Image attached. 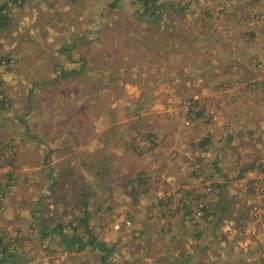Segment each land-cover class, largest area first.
<instances>
[{"label":"rangeland","instance_id":"374dc122","mask_svg":"<svg viewBox=\"0 0 264 264\" xmlns=\"http://www.w3.org/2000/svg\"><path fill=\"white\" fill-rule=\"evenodd\" d=\"M173 1L191 2L150 24L135 0L117 8L113 0H0L11 18L0 30V250L9 248L1 264H184V242H174L193 224L216 222L209 196L243 191L245 212L262 211L264 132L236 134L264 128V0ZM146 110L161 114L157 126L173 129L170 140L140 135ZM123 142L132 145L126 153L117 151ZM246 150L259 159L245 163ZM111 172L127 181L115 194ZM235 173L243 181L232 184ZM252 212L243 231L225 234L257 254L242 260L223 249L220 264H264V214L254 229ZM87 227L93 243L67 249Z\"/></svg>","mask_w":264,"mask_h":264},{"label":"crops","instance_id":"0c3cea01","mask_svg":"<svg viewBox=\"0 0 264 264\" xmlns=\"http://www.w3.org/2000/svg\"><path fill=\"white\" fill-rule=\"evenodd\" d=\"M211 80H213V78H211ZM139 103L141 106H143L142 103H146V101H144L143 98H139ZM148 110H146L145 112H142L141 115L139 116V123L142 124L145 122V124L143 126H141L140 129H137V131L139 133H141L140 135L142 136H146V134H148V139L151 140V142L155 139V140H159L160 138H165L170 140L171 134L173 133V129H170L169 133H166L165 131H163L160 126H157V120H159V118L161 117V114L158 116L156 114L152 115L151 117H147L150 114L147 113ZM129 114L131 115V113L129 112ZM151 121V125L152 126H146V121L147 120ZM144 128H146V130H144ZM121 131V133L126 134L128 130H130V128L128 126L124 127H120V128H115L112 129L111 131ZM264 132V128L257 125V124H253L252 126H246L245 128H242L241 130L239 129V132L236 134L238 136L244 137V138H250V137H255L258 132ZM111 134V132H109ZM137 133V132H136ZM145 133V134H144ZM113 135V134H111ZM122 135V134H119ZM136 135V134H135ZM138 135V136H140ZM157 135V137H156ZM154 138V139H153ZM180 142H183L182 140H180ZM186 144V145H185ZM178 146H176V149H178L180 151V149L182 148H186L192 149L193 145L192 143H180V146H184V147H180L179 144H177ZM131 144L129 143H122L119 147V149L117 151H124L125 153L127 152L128 149L131 148ZM180 148V149H179ZM261 148V149H260ZM259 149L261 151H263L264 149V145L260 146L259 145ZM145 150V149H142ZM195 150V149H194ZM247 151V160L245 161V163L250 162H255L256 159L253 158L255 154H258V152H256L254 155L249 154L250 150H246ZM223 153V150H222ZM227 151L224 152V154H226ZM143 156H150V153H145V155ZM149 158V157H148ZM221 160V158H220ZM223 161V160H221ZM151 160L149 161V165H150ZM113 164V163H112ZM242 163H237L236 165H241ZM256 164V163H255ZM34 166V165H33ZM156 166V165H155ZM153 174V173H152ZM96 177V178H95ZM35 178L30 177L28 182H34ZM248 179V178H247ZM94 180L96 181H101V178L96 174H94ZM108 180L111 184V194H115V192H118L119 189L124 190V188L122 187V184L127 183V181L125 180H120L118 176H116L115 174H113V172H111L110 176L108 177ZM231 183H237V182H241L243 181L242 179H240V177H238L236 175V173L230 178ZM115 183V184H114ZM143 184V182L141 183ZM69 190V188L66 187V190ZM116 189V190H115ZM140 190V188H137L134 190L133 193H137ZM240 190V187H239ZM144 192V189L140 190V194ZM243 191H230L228 192L227 196L223 197V194H218V197L215 198V196H209L207 198L209 204L211 207L214 208L215 210V216H219L218 219L216 220V222L213 225H210L209 223L213 222V221H203V223L201 224H193V228H196V230H192V233L190 236H188L187 238H183L184 240H180L178 241V239L175 240V244L177 245L178 242H184L182 243L181 247L182 249H185L184 255L186 257V262L184 264H220L225 258H222L221 256V250L225 249L227 250V253L233 257H239L238 255L240 254V258L242 260H247V259H251L252 255H256V252H252V250H250V247H244V249L239 246L240 243L236 242L237 244H232L234 242H231V245L227 244L226 242V238H227V234H225V231L228 230V235H238V229L241 231H243L245 229V227L247 226V224H243V220H245V218L243 216H246V214L250 212V208L253 210L252 213H250L251 215H249L252 220L253 218L255 220H253L251 222V225H254V229L258 226L261 225L262 222V215L264 214V207L262 209L261 212L260 209L257 212H254V208L249 206V210L247 212H245V207L244 206V200H246V196L242 195ZM98 194H100V192H97ZM195 194V190H187L186 192V196L185 198L187 200H190L191 196H193ZM143 195V194H141ZM264 202V201H263ZM262 202V203H263ZM261 203V204H262ZM236 206L239 207H243V208H237ZM195 208V207H194ZM241 209V210H240ZM189 213H191V210H188ZM230 212V213H229ZM188 213V214H189ZM246 213V214H244ZM255 213H261V214H256ZM253 217V218H252ZM205 224H207L208 226L205 227ZM264 226V225H263ZM191 228V227H190ZM252 230L255 233V230ZM140 232L142 233H146V227L145 225H141L139 226ZM140 233V234H141ZM257 239H261V234H257L256 235ZM195 242L197 243V246L195 244ZM173 242H171L172 244ZM199 245V246H198ZM154 246L156 247V240L154 243ZM177 250V249H176ZM174 249L170 250V254L173 256H176V259L178 261V256L179 253L178 251H176ZM213 251V252H212ZM218 252V254H217ZM161 256H163V251ZM201 257V259H200ZM234 259V258H232ZM231 259V260H232ZM123 260H125V257L123 259H120V261L122 262ZM201 261V262H200ZM133 262H135V256H134V260Z\"/></svg>","mask_w":264,"mask_h":264},{"label":"trees","instance_id":"16d2710c","mask_svg":"<svg viewBox=\"0 0 264 264\" xmlns=\"http://www.w3.org/2000/svg\"><path fill=\"white\" fill-rule=\"evenodd\" d=\"M18 1L23 3V0H11V3L13 5H16V4H19ZM118 2H119V0H113V2H110V4H109L110 8H117ZM190 2L191 1L186 2V4H184L183 6H178L175 3V1H173V0H135V2L131 6H133L135 4L137 5V8L135 11L137 13L138 19L152 24V23L159 21V19H161V17L164 15V13L167 12V10H169L168 6H169L170 10H174L176 13H178V12L183 13L185 11V9L188 8ZM8 7H9V5L7 3L0 5V30H4L9 26V21L11 18L9 16V14L7 13ZM5 102L3 99H0V108H3ZM201 114H202V111L197 112V116H200ZM255 159L258 160L259 159L258 156L255 157ZM259 165H261V166H259V170L263 174V178L261 180L264 181V161H262V164H259ZM254 166H255V163H254L253 167ZM216 188H217V185H216ZM261 200L264 201V198H262ZM202 211H204L207 214V211L204 208L202 209ZM188 213L189 212L186 210V214H188ZM194 215H195V213H194ZM88 219H89V214H88V212H85L84 217L81 220V222L86 224ZM86 231L88 233V237L85 239L77 237L74 235V236H72L71 239L67 240L66 242L69 243V246H67V249L73 250L74 252H81L87 247V245L93 243L94 238L90 234L88 227H87ZM2 237H5L4 234L2 235ZM96 248H100L101 251L105 250L103 248V244H96ZM8 249H9L8 246H4L3 250H0V264L3 263L4 261H6L5 254L8 252ZM9 257H10V255L7 256V258H9ZM105 257H107V255H105L103 258H105ZM8 260L10 261V259H8Z\"/></svg>","mask_w":264,"mask_h":264},{"label":"built area","instance_id":"2783aa9c","mask_svg":"<svg viewBox=\"0 0 264 264\" xmlns=\"http://www.w3.org/2000/svg\"><path fill=\"white\" fill-rule=\"evenodd\" d=\"M116 229H118V227Z\"/></svg>","mask_w":264,"mask_h":264}]
</instances>
